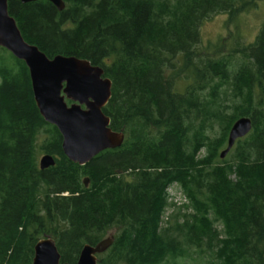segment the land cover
<instances>
[{
    "label": "trees",
    "instance_id": "1",
    "mask_svg": "<svg viewBox=\"0 0 264 264\" xmlns=\"http://www.w3.org/2000/svg\"><path fill=\"white\" fill-rule=\"evenodd\" d=\"M63 2L62 10L48 0L7 7L48 57L103 68L111 96L102 111L124 141L84 165L70 161L35 105L26 65L0 47V264H31L44 235L60 262L75 264L84 243L109 233L97 264H177L192 248L216 264H264V27L227 54L197 51L205 19H232L257 0ZM240 116L251 129L220 158ZM37 145L53 165L38 167ZM173 181L193 211L161 226Z\"/></svg>",
    "mask_w": 264,
    "mask_h": 264
},
{
    "label": "water",
    "instance_id": "2",
    "mask_svg": "<svg viewBox=\"0 0 264 264\" xmlns=\"http://www.w3.org/2000/svg\"><path fill=\"white\" fill-rule=\"evenodd\" d=\"M31 1L35 0H20L22 3ZM48 1L58 10L65 6L63 0ZM0 47L26 65L35 105L44 121L59 131L62 152L70 161L84 165L101 152L122 145L124 133L113 130L109 117L102 111L111 96V80L104 76L101 66L74 55L48 57L23 38L8 12L7 0H0ZM251 126L248 116L238 117L229 128L219 157L223 158L235 140L247 134ZM53 164L54 158L48 153L42 154L38 161L40 169ZM87 182L85 178V186ZM112 241L113 234L109 233L95 244L84 243L75 264H97V255ZM31 264L68 263L60 262L55 239L44 235L34 243Z\"/></svg>",
    "mask_w": 264,
    "mask_h": 264
},
{
    "label": "rangeland",
    "instance_id": "3",
    "mask_svg": "<svg viewBox=\"0 0 264 264\" xmlns=\"http://www.w3.org/2000/svg\"><path fill=\"white\" fill-rule=\"evenodd\" d=\"M229 18L226 14L218 13L202 22L199 27L201 41L197 45V51L203 57L212 56L215 53L217 55L219 53L227 54L234 47L233 42L240 38L242 44L251 42L258 30L264 27V0H257L254 6L239 12L232 19ZM238 59L239 56L234 55L233 61ZM226 111L230 113L231 109L227 108ZM218 129V125L215 124L213 133H217ZM42 138L43 135L38 138V143L41 142ZM42 154L44 152L37 145L35 154L37 164ZM202 154L203 150L200 151L199 155L201 156ZM165 192L166 206L161 214V226L168 225L167 221L171 224L176 221L181 222L185 215L193 211L183 188L178 182L173 181L166 185ZM215 226H217L218 230L221 229L219 224H215ZM198 254L200 253L192 248L188 252L189 257L177 258V264H191L194 261L193 257L198 258L202 264H208L209 262V264H216L208 251H204L202 256Z\"/></svg>",
    "mask_w": 264,
    "mask_h": 264
}]
</instances>
